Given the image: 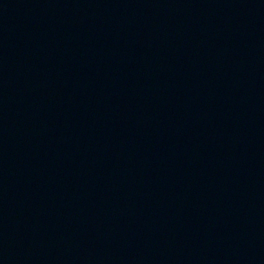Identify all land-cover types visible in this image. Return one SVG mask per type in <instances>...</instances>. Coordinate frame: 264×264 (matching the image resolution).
<instances>
[{
	"label": "water",
	"instance_id": "obj_1",
	"mask_svg": "<svg viewBox=\"0 0 264 264\" xmlns=\"http://www.w3.org/2000/svg\"><path fill=\"white\" fill-rule=\"evenodd\" d=\"M0 264H264V0H0Z\"/></svg>",
	"mask_w": 264,
	"mask_h": 264
}]
</instances>
